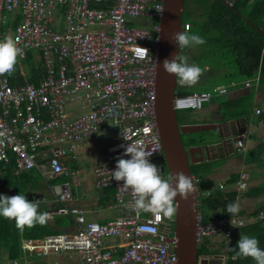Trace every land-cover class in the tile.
Instances as JSON below:
<instances>
[{
    "label": "built area",
    "instance_id": "1",
    "mask_svg": "<svg viewBox=\"0 0 264 264\" xmlns=\"http://www.w3.org/2000/svg\"><path fill=\"white\" fill-rule=\"evenodd\" d=\"M158 6L164 8L163 0H0V40L18 38L24 52L20 59L28 50L38 51L45 68V75L36 74V83L12 84L15 71L0 75V153L6 157L0 161L7 163L12 153L16 173L35 169L45 181H53L70 176L75 152L102 133L111 141L94 159V185L112 186L113 206L121 211L105 222L87 219L82 209L68 204L75 181L54 182L50 190L57 206L47 211L48 218L70 215L77 230L22 239L23 253L74 256L78 264H178L175 216L136 209L132 190L112 177L117 160L130 158L125 155L128 145L153 152L150 161L163 160L155 120ZM148 17L155 20L149 26L131 21ZM189 29L190 23H181V32ZM17 74L24 76V68ZM258 85L256 76L242 86ZM226 93L228 87H217L218 95ZM210 99L208 92L175 93L173 106L175 111L200 109ZM259 124L264 125V117ZM235 149L244 152L243 139L235 141ZM192 180L195 186L197 179ZM248 180L241 171L234 186L214 188L241 191ZM263 218L264 207L247 220ZM245 222L237 214L206 221L198 211L197 250L209 249L207 240L215 236L228 245L232 231ZM203 258L225 264L226 254L200 253L198 259Z\"/></svg>",
    "mask_w": 264,
    "mask_h": 264
},
{
    "label": "crops",
    "instance_id": "2",
    "mask_svg": "<svg viewBox=\"0 0 264 264\" xmlns=\"http://www.w3.org/2000/svg\"><path fill=\"white\" fill-rule=\"evenodd\" d=\"M226 1L228 4H232L235 0ZM255 2L256 0H250L248 6H253ZM182 51L188 52V62L191 64L192 59L195 60L193 56L194 53L190 54L191 52L187 51V48H179V54ZM192 63H194V61ZM20 67L24 68L23 66H19V68ZM19 68L15 72H17ZM205 68H208V66H205ZM256 76H258L260 84V70L257 71L256 75L249 78ZM247 79L248 78L244 79L243 81H238L240 84L234 79L230 80L229 83L234 82L236 87L229 91L227 102L232 104L235 101H243L242 98L253 91L251 101H245L246 104L249 106L251 105L249 114L228 118L225 116V114L232 110L223 108V103L213 102L212 104L210 103L208 111L205 114H201L200 118H197V120L193 122L189 121L180 124L191 125L218 123L221 125L220 130L215 128L184 133L188 135L187 141L183 140L182 138L183 143L186 146L203 145L207 143V145H210L209 143H213V139H216L215 141L220 142V133L222 135H226L229 132H239V130H244L246 127V130L241 133V139H243L245 145V150L243 153H238L236 151L235 142L232 145L220 144L217 148L208 147L207 152L204 151L199 153L200 155H198V159L201 157L203 158L201 161L190 164L193 169L199 170L192 174V178L197 179L195 182L196 188L199 181H203V183L205 182L207 185L209 182H211L214 185L213 187L218 186L220 183H226L230 185L231 183L228 182L233 181L232 179L236 180V182L239 180L241 171H246L248 173V186L246 189L241 190L236 197V202L239 204V211L236 214L245 218V223L249 222L247 219L254 211L264 207V195L250 196L247 194V192L253 189V187L264 182V125L259 124V121L262 117L254 113V109L256 107L264 111V90L260 87V85H258L256 88L243 87L242 85ZM178 80L179 78L177 77L176 85L179 83ZM221 85L224 84H220L219 86ZM176 93L182 92L177 91ZM110 141V137H107L102 133H98L87 145L82 146L78 149V151L75 152L76 157L71 159L69 162L70 176L61 175L53 181H45L38 171L30 172V170H28L16 173L15 166H13V175H10L6 173L4 169H0V195L13 196L23 193L29 201H39L38 210L40 212H47L48 210L54 209L57 206V203H55L53 200L50 185L54 182H66L74 180L75 183L72 186L73 199L68 202L69 205L82 209L85 212L87 219L96 221H99V219H104L103 222H105L113 217H116L121 213V211L113 206L115 199L113 191L111 192L110 189L112 186L105 188L96 187L94 185L93 174L94 159L105 151ZM259 144L262 146V148L260 149L261 153H258L259 156H256V161L246 162L248 155H250V153L254 151L256 146ZM43 153L45 154V151L41 152L42 155H44ZM162 174L167 176V172H163ZM234 184H231L230 186H234ZM205 189H207V186H205ZM230 189L233 190L232 188ZM226 191L230 190L227 189ZM198 193L196 194V198L197 209L199 211ZM201 193L202 191H200V194ZM55 216L59 217L63 215ZM209 218H214L213 214L210 213ZM47 220L51 221L52 218H47ZM74 224L76 226L75 221ZM42 225H44L43 230H45V223L37 224L31 228L25 227L23 230H21L17 226L14 219H8L0 216V264H17V260H23V264H28L29 262L33 261L31 260L33 258H42L45 262L47 259L48 262L53 260V263L55 264H57L59 261H62L65 264H78V261L74 256L59 254L33 255V253L22 252L20 248L21 240L42 238L29 236V234H37L41 232L40 228ZM38 226H40V228H38ZM57 229L59 230L58 233H71L69 232V227L60 226ZM219 238V236H215L207 240V242H213L212 246H208L211 251H216L212 254L220 255L224 252L220 245ZM14 245H16L17 248H15ZM11 253H17V256L11 257Z\"/></svg>",
    "mask_w": 264,
    "mask_h": 264
},
{
    "label": "trees",
    "instance_id": "3",
    "mask_svg": "<svg viewBox=\"0 0 264 264\" xmlns=\"http://www.w3.org/2000/svg\"><path fill=\"white\" fill-rule=\"evenodd\" d=\"M249 2L250 0H235L232 4H228L226 0H192L193 8L189 12L183 13L182 23L189 22L190 30L188 32L190 34L197 33L205 39L206 43L197 45L200 48L199 51H209L214 57L223 60L224 64H228L223 71V75L232 77L231 79L234 80L243 81L256 75L257 71L260 70L259 85L264 90V0H256L253 6H248ZM19 66L24 67L25 75L21 77L17 75V72H14L11 80L12 84L36 83L37 73L41 76L45 75L40 52L28 50L26 56L20 59L15 66V71ZM252 95L253 91L244 96L243 101H235L232 104L227 101L224 102L223 108L232 110L227 112L225 116L229 118L249 114L251 105L249 106L245 101H251ZM260 117H264V111L261 112ZM261 148L260 144L256 146L255 150L258 151H252L246 162L256 161V156L261 153ZM9 157L7 163L0 161V169H4L6 173L13 175L15 156L10 153ZM190 168L191 174L199 171L193 169V167ZM30 172H36V170L32 169ZM232 180L228 183L234 184L236 182V180ZM205 186H207V189H205ZM213 186L211 182L207 185L203 181H199L197 185L199 191L198 208L206 221L213 219L209 218L210 213L213 214L214 218L229 215L227 205L236 202L237 194L240 192L234 189H228L230 191L220 190ZM110 189L114 195V188L111 187ZM208 190L209 194H206ZM200 191H202L201 194ZM247 194L250 196L264 195V182L253 187ZM261 208L254 211L252 215H255ZM60 226L69 227V232L77 230L72 216H54L51 221L47 220L45 222V230H43L44 225L41 228L38 226L41 232L29 234V236L43 237L44 235L55 234L59 232L57 228ZM240 234L256 237L259 241V247L264 250V218L247 222L235 228L232 231L228 245L222 239L219 240L223 253L226 254L225 264H256L252 258L236 254ZM14 247L17 248L16 245ZM229 248H233L235 251H230ZM213 252L216 251H211L208 248L198 249V254H212ZM11 254V257L17 256V253Z\"/></svg>",
    "mask_w": 264,
    "mask_h": 264
},
{
    "label": "clouds",
    "instance_id": "4",
    "mask_svg": "<svg viewBox=\"0 0 264 264\" xmlns=\"http://www.w3.org/2000/svg\"><path fill=\"white\" fill-rule=\"evenodd\" d=\"M157 11L162 14L164 8L158 6ZM171 38L179 48L206 43L205 39L197 33L176 32ZM139 49L145 54L148 53V49ZM23 55L24 52L19 46L18 38L5 36L0 40V75L12 74ZM188 61L187 56L178 54L171 60L165 59L162 67L166 73L177 76L182 86H194L203 74V69ZM152 154L153 152L142 146L128 145L125 155H129L130 158L117 160L112 177L116 181H123V186L132 190L136 209L150 210L157 216L171 219L177 214L179 207L175 198L179 195L182 200H187L195 191V186L192 178L185 175L183 171L163 175L160 166L150 161ZM5 158L0 153V160ZM38 209L39 201H29L23 193L13 196L0 195V216L14 219L21 230L46 222L48 213L40 212ZM238 211L237 202L227 205L228 213L236 214ZM236 249H238L236 253L238 256L250 257L256 264H264V250L259 247L256 237L240 234ZM229 250L235 251L233 248Z\"/></svg>",
    "mask_w": 264,
    "mask_h": 264
},
{
    "label": "water",
    "instance_id": "5",
    "mask_svg": "<svg viewBox=\"0 0 264 264\" xmlns=\"http://www.w3.org/2000/svg\"><path fill=\"white\" fill-rule=\"evenodd\" d=\"M163 3L164 12L159 20V46L155 78V120L162 146L163 160L156 157L151 162L159 165L162 173L167 172V175L183 171L185 175L192 178L190 164L203 159L202 157L198 159L199 153L207 152L208 147L217 148L220 144L232 145L237 139L242 138L241 133L246 130V127L239 132H229L226 135L220 133L221 141L213 139L214 141L209 143L210 145H207L208 143L184 145L182 134L215 128L220 130L221 125L218 123L180 125L178 122L173 106L177 77L166 73L162 65L165 59L171 60L179 54V46L171 37L174 33L181 32L184 0H163ZM175 199L179 204L174 224L178 264H211L209 259H198L197 255L196 218L198 209L195 191L187 200H182L179 195Z\"/></svg>",
    "mask_w": 264,
    "mask_h": 264
},
{
    "label": "rangeland",
    "instance_id": "6",
    "mask_svg": "<svg viewBox=\"0 0 264 264\" xmlns=\"http://www.w3.org/2000/svg\"><path fill=\"white\" fill-rule=\"evenodd\" d=\"M192 0H184V10L183 13H187L190 10H192L193 5L191 4ZM184 15H182L183 18ZM133 22V25L135 26H143V25H151L155 22V20L151 17H148L146 19H131ZM60 28H63V22H60ZM189 48V49H188ZM184 49V48H183ZM191 49V50H190ZM199 47H187V51H190L194 56V59H192L191 63L194 61L195 64L199 65L203 69V74L200 76L199 81L194 85V86H182L180 83H177L176 85V92L180 91L183 93H193V92H208L211 94V99L208 102H204L202 104V108L200 109H182L178 110L176 112L177 114V119L179 124H182L184 122H193L197 120V118H200L201 114H205L208 109L210 103L212 104L213 102L217 103H224L227 101L229 91L233 90L235 87H232L230 85V79L232 77L223 75V71L225 68H227L228 64H224L223 60H220L212 53L209 51H199ZM195 51V52H194ZM179 55H185L189 57L188 52H181ZM205 66H208V68H205ZM226 73V72H225ZM238 82V80H236ZM240 84V82H238ZM220 84H224V86L228 87V93L218 95L217 94V87ZM210 111V110H209ZM188 135L187 134H182L183 140L187 141ZM101 150V149H100ZM99 151V150H97ZM104 219H99L100 222H103ZM208 246H212L213 242H207ZM35 255V253H33ZM32 262H29L28 264H55L53 263V260H50L48 262V259L43 261L42 258H33ZM37 260V261H34ZM23 260H17V264H23ZM8 264V263H6ZM12 264V263H9ZM57 264H65L62 261H59Z\"/></svg>",
    "mask_w": 264,
    "mask_h": 264
},
{
    "label": "flooded vegetation",
    "instance_id": "7",
    "mask_svg": "<svg viewBox=\"0 0 264 264\" xmlns=\"http://www.w3.org/2000/svg\"><path fill=\"white\" fill-rule=\"evenodd\" d=\"M211 261V264H218L217 260L216 259H212L210 260Z\"/></svg>",
    "mask_w": 264,
    "mask_h": 264
}]
</instances>
